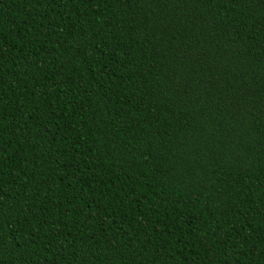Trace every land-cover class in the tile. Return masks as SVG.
I'll return each mask as SVG.
<instances>
[{"label": "trees", "instance_id": "trees-1", "mask_svg": "<svg viewBox=\"0 0 264 264\" xmlns=\"http://www.w3.org/2000/svg\"><path fill=\"white\" fill-rule=\"evenodd\" d=\"M0 264H264V0H0Z\"/></svg>", "mask_w": 264, "mask_h": 264}]
</instances>
